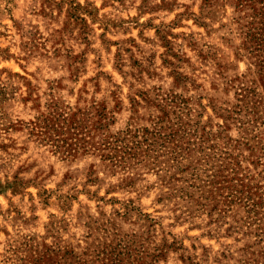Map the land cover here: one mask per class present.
Returning <instances> with one entry per match:
<instances>
[{"label":"clouds","instance_id":"clouds-1","mask_svg":"<svg viewBox=\"0 0 264 264\" xmlns=\"http://www.w3.org/2000/svg\"><path fill=\"white\" fill-rule=\"evenodd\" d=\"M0 264H264V0H0Z\"/></svg>","mask_w":264,"mask_h":264},{"label":"rangeland","instance_id":"rangeland-1","mask_svg":"<svg viewBox=\"0 0 264 264\" xmlns=\"http://www.w3.org/2000/svg\"><path fill=\"white\" fill-rule=\"evenodd\" d=\"M173 102L175 104H177L178 106L181 107V109L183 108H189V111H191V108L189 107V105L191 104V100L190 98H173ZM197 124H199V122L197 121L196 122ZM60 124V120L59 118H56V117H49L46 119L45 121V126L46 128L51 131V132H56L58 135L62 133V127L61 128H57V125ZM199 130V129H198ZM206 129L204 130H201V134L204 135L206 133ZM210 139V138H209ZM67 141H65L66 143ZM214 181L215 183L217 184H221L222 185V182L226 179L225 176H224V172H223V167H218L217 168V174L216 176H214Z\"/></svg>","mask_w":264,"mask_h":264}]
</instances>
